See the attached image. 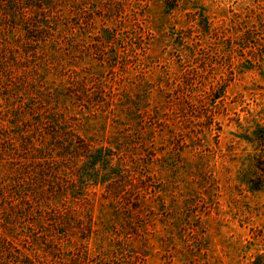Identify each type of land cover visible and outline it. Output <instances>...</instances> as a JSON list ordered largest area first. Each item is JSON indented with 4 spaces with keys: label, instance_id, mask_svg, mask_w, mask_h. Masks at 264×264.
<instances>
[{
    "label": "rangeland",
    "instance_id": "obj_1",
    "mask_svg": "<svg viewBox=\"0 0 264 264\" xmlns=\"http://www.w3.org/2000/svg\"><path fill=\"white\" fill-rule=\"evenodd\" d=\"M262 170L264 0H0V252L264 264Z\"/></svg>",
    "mask_w": 264,
    "mask_h": 264
},
{
    "label": "trees",
    "instance_id": "obj_2",
    "mask_svg": "<svg viewBox=\"0 0 264 264\" xmlns=\"http://www.w3.org/2000/svg\"><path fill=\"white\" fill-rule=\"evenodd\" d=\"M85 158L84 159H88V158H93V159H97L98 161L99 160H102V156H100V154L96 155L95 151H91L89 152L86 156H84ZM264 171V170H262ZM0 264H37L35 263L34 261H32L31 259L27 258V257H22L20 258V260H18V257L13 254H5V252L1 251L0 252Z\"/></svg>",
    "mask_w": 264,
    "mask_h": 264
}]
</instances>
